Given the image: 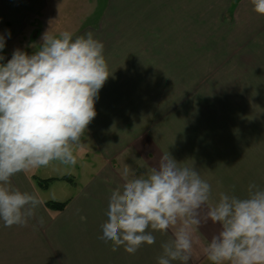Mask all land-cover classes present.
Returning <instances> with one entry per match:
<instances>
[{"label":"clouds","instance_id":"clouds-1","mask_svg":"<svg viewBox=\"0 0 264 264\" xmlns=\"http://www.w3.org/2000/svg\"><path fill=\"white\" fill-rule=\"evenodd\" d=\"M264 16V0H250ZM10 36V32L8 33ZM31 55L19 48L6 63L0 55V221L4 227L27 226L43 200L21 191L12 177L47 167L53 161L75 166L74 146L96 117L95 103L108 80L104 44L92 32L42 34ZM5 36L0 35V52ZM123 183L108 199L107 219L98 238L134 255L160 244L156 264H189L194 232L209 221L218 231L203 246L210 264H264V188L255 182L247 195L220 192L194 166H181L169 152L160 155L146 176L125 164ZM43 218L38 220L43 225Z\"/></svg>","mask_w":264,"mask_h":264},{"label":"crops","instance_id":"crops-1","mask_svg":"<svg viewBox=\"0 0 264 264\" xmlns=\"http://www.w3.org/2000/svg\"><path fill=\"white\" fill-rule=\"evenodd\" d=\"M242 1L246 23H252V27L261 30L257 35L264 44V16L253 10L250 0ZM38 3L41 4L37 8V13H42L41 21L31 22L29 0H0V35L5 36V46L9 44L11 48L5 54L12 55L24 33L30 37L40 33V36L61 26V21H64L58 12L61 6L45 3V0ZM66 8L70 10L69 6ZM258 59L264 65V49ZM257 82L245 85L244 98L231 96L200 100L203 108L198 114L188 118L184 116L180 128L175 129L170 124L160 133L151 131L149 126H140L143 114L139 104V107H134L131 101L125 103V99H135V85L129 88V95L127 93L123 100L118 98L120 85L109 87L110 92H105L102 87L99 97L105 93L108 98H98L95 103L97 115L88 125L80 145L74 146L75 168L65 175L42 178L75 176L76 184L66 181L68 184L54 187L52 197L47 198L49 195L37 193L31 175L21 172L12 177L14 186L37 194L43 204L37 209L36 218L27 226L4 227L0 221V237L6 242L0 250L19 252L16 258H1L0 264H156V257L161 252L160 244L168 236L155 233L156 242L145 244L134 255L128 254L123 247L112 251L111 244L98 237L102 235L100 226L107 219L110 193L123 183L120 173L124 165L131 166L136 176H146L164 152H169L181 166H194L211 184L214 200L218 199L220 192L244 197L252 182L264 188L263 70ZM136 98L141 99V96ZM146 106L150 107V104ZM53 184L54 181L47 188L39 186L47 190ZM56 189L60 192L54 193ZM62 193L61 199L55 198ZM47 201H65L67 205L55 213L47 209ZM47 216H51L53 222L48 226L45 225ZM40 218H43V225L38 223ZM34 222L38 229L34 235L36 241H31L29 227H34ZM218 229V225L209 221L194 232V241L198 243L194 242L189 264H210L202 249ZM29 253L33 260L29 259ZM173 264L180 262L174 261Z\"/></svg>","mask_w":264,"mask_h":264},{"label":"rangeland","instance_id":"rangeland-1","mask_svg":"<svg viewBox=\"0 0 264 264\" xmlns=\"http://www.w3.org/2000/svg\"><path fill=\"white\" fill-rule=\"evenodd\" d=\"M40 1L43 3V0H29L31 22L41 21L42 13H37ZM240 1L45 0V3L59 4L58 12L64 20L61 26L51 29V34L70 31L75 37L92 32L94 38L103 42L111 73L103 86L104 91L120 85L118 98L123 100L127 93L129 95V88L135 85V99H125V103L131 101L134 107L140 106L143 114L140 126H149L151 131L160 133L170 124L178 129L184 116L188 118L198 114L203 108L200 100L231 96L244 98L245 85L258 83L264 71V65L258 59L264 49L262 38L257 35L261 30L252 27V23H246L242 12L244 1ZM39 34L34 33L30 37L24 33L16 48L31 55L42 43V33ZM5 51H11L9 44L0 52L5 57L3 63L12 56ZM103 95L99 100L108 98L107 94ZM140 96L141 99L136 98ZM147 103L150 107L146 106ZM74 168L53 161L47 167L25 173L31 175L37 193L50 198L54 187H63L68 184L66 181L76 184L75 176L56 178L47 190L39 186L38 179L65 175ZM55 192L60 191L56 189ZM57 197L61 199L63 193ZM47 202V209L55 213L59 211L49 208ZM52 223V217L47 216L45 225ZM34 224V227H29L31 241H36L34 235L38 228L36 222ZM4 245L6 242L0 237V248ZM7 253L0 250V260L16 258L19 252ZM30 253L29 259L33 260Z\"/></svg>","mask_w":264,"mask_h":264},{"label":"trees","instance_id":"trees-1","mask_svg":"<svg viewBox=\"0 0 264 264\" xmlns=\"http://www.w3.org/2000/svg\"><path fill=\"white\" fill-rule=\"evenodd\" d=\"M54 179L56 178H48V179H38V182H39V185L41 187H47L48 183L50 181H53ZM65 179V178H63ZM69 179V178H67ZM66 203L67 202H56V201H50V202H47V206L53 210H63L66 206Z\"/></svg>","mask_w":264,"mask_h":264}]
</instances>
